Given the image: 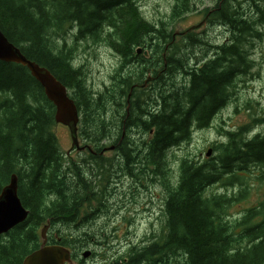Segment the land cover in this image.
I'll use <instances>...</instances> for the list:
<instances>
[{"label":"trees","instance_id":"trees-1","mask_svg":"<svg viewBox=\"0 0 264 264\" xmlns=\"http://www.w3.org/2000/svg\"><path fill=\"white\" fill-rule=\"evenodd\" d=\"M251 1L257 17L242 6L233 8L230 0L206 14L214 27L230 30L229 38L214 44L188 29L173 36L145 18L138 0H0L2 31L67 86L79 109V137L90 147L72 162L55 131L56 107L41 84L26 66L0 60V192L16 173L18 194L29 210L25 221L0 235V264H23L40 247L41 228L48 221L49 241L77 256L94 234L71 229L98 217L100 179L111 180L126 167L132 177L140 176L137 180L142 175L160 180L166 191V232L131 246L108 264H264V192L239 218L229 217L232 205L249 198L246 174L264 166V113L237 129H224L225 139L212 144L216 155L202 162L180 157L177 175L168 155L190 141L195 128L212 126L231 102L240 76L255 65L253 40L263 38L264 9ZM189 3L183 1L178 9ZM69 32L74 43L67 40ZM81 40L109 42L123 57V69L136 66L131 72L136 79L122 78L95 96L84 70L73 64ZM139 46L153 51L146 57L137 53ZM145 73L152 76L147 86ZM255 123L262 130L252 135ZM104 139L114 141L120 161L106 156ZM87 165L89 176L83 172ZM256 178L264 182V168ZM217 183L242 187L231 194L208 192Z\"/></svg>","mask_w":264,"mask_h":264},{"label":"rangeland","instance_id":"rangeland-1","mask_svg":"<svg viewBox=\"0 0 264 264\" xmlns=\"http://www.w3.org/2000/svg\"><path fill=\"white\" fill-rule=\"evenodd\" d=\"M183 1L185 0H138V4L148 21L156 23L159 27L163 26L167 28L168 32L172 33L173 36L176 32H182L183 30L195 27L191 30L201 34L210 43L216 44L225 41V37H228L229 31L226 32L223 26L215 25L214 27L212 22H208L205 26L200 25L207 13L212 12L214 9L218 8L217 10H220L222 8L221 4L224 0H190L189 7L181 11L178 9V5ZM238 1L230 0V5L233 8L234 6L238 8L242 6L246 12L249 11L254 17L260 15V12L257 11L251 0H241V5ZM256 1L264 9V0ZM176 9L181 12H177ZM197 25L200 26L197 27ZM262 31L264 32L263 25ZM68 34V42L74 43L75 38L73 33L69 32ZM253 41L255 45L253 57L256 63L247 75L240 76L231 102L215 116L211 127L206 129L195 128L190 141L183 143L181 146H176L168 152L173 174H178L180 157L188 155L202 162L216 155L218 152L213 149L212 144L225 139L223 134L224 129H237L239 125L249 121L253 122L254 118L263 115L264 35L263 38L259 39V37H256ZM58 44H62L61 40H58ZM75 45L76 50L73 64L84 70L86 74L85 82L95 96L103 92L106 87L110 88L113 84L119 83L122 78L131 77L132 80L136 79L131 73L136 66L130 65L127 69H123L122 66L125 63L123 57L113 50L109 42L81 40ZM147 48L151 52L153 51L152 46H148ZM196 49V53L202 55L203 50L199 47ZM210 54H213V51H210ZM163 55L165 57L170 55V53H164ZM139 66L141 69L149 68L146 64ZM147 75L145 73V78ZM182 81L183 77H178V82ZM178 82L175 81L173 83ZM252 129L251 134L253 135L261 131L262 126L255 123ZM55 131L62 150L64 152L71 150L72 138L69 127L62 123H57ZM134 133L139 137L141 136L139 131H134ZM79 138L81 143L85 142L81 137ZM103 143L110 146L114 144V141L112 139H104ZM209 149H211L210 156L207 155ZM86 152V150L80 151L75 149L68 154L70 156L69 159H73L72 162L79 160V158L85 156ZM116 152L115 150L108 149L105 154L109 159L117 162L123 156H120V153ZM108 165H113V162ZM88 168H90V165L83 168L86 176L91 174ZM260 168L263 169L264 166L255 165L246 174L250 186L249 198L246 202L240 201L231 206L229 209L231 220L239 218L243 214L244 208L251 206V203H256V199L264 192V182L260 183L256 178V173ZM126 170L127 172L118 169L116 176L111 180L106 178L100 179L103 187L101 188L102 193L98 194V198L103 203L101 206L102 212H100L97 218L92 219L89 224L71 229L74 234L83 231L94 234L87 241L86 246L78 249L73 264H108L127 252L131 246L157 239L163 232H166L164 227L165 215L163 214L166 191L161 185L160 180H154L151 175L149 178L142 175V178L137 180L135 177L138 178L140 176L132 177L127 167ZM241 187L238 183L227 186L217 183L212 185L208 192H227L231 194L238 192ZM102 194L103 197H101ZM104 197L106 199L105 202L102 200ZM58 228L63 229L64 227L60 225ZM153 234L155 235L152 236ZM87 250L93 253L88 257H84L83 253Z\"/></svg>","mask_w":264,"mask_h":264},{"label":"water","instance_id":"water-1","mask_svg":"<svg viewBox=\"0 0 264 264\" xmlns=\"http://www.w3.org/2000/svg\"><path fill=\"white\" fill-rule=\"evenodd\" d=\"M200 25H197V27ZM142 50L143 48L139 46L137 48V53H140ZM145 55H149L148 50H145ZM0 60L22 64L29 69L32 76L35 77L44 88V92L48 99L55 105L56 122L69 127L72 138V148H83V146L80 145L78 136V123L80 120L79 109L74 99L71 98L67 86L48 68L29 59L17 45L8 39L2 31L1 26ZM151 78L149 74L145 84H147ZM113 147L114 146H111L109 148ZM207 155H211V149L208 150ZM18 188V175L13 173L9 183H7L0 192V235L9 232L12 228L25 221L29 215V210L23 205L18 194ZM49 226L50 222L48 221L42 229L43 241L40 247L26 255L23 264H66V262L72 261V253L68 247L59 243L48 242L47 231ZM89 254V250L83 253L84 257H87Z\"/></svg>","mask_w":264,"mask_h":264},{"label":"flooded vegetation","instance_id":"flooded-vegetation-1","mask_svg":"<svg viewBox=\"0 0 264 264\" xmlns=\"http://www.w3.org/2000/svg\"><path fill=\"white\" fill-rule=\"evenodd\" d=\"M208 23V20H207V18L206 17H204V24L206 25ZM203 24V25H204ZM224 30L226 31V32H228V31H230L229 30V27L228 26H226V25H224ZM180 33H182V32H176L175 34H180ZM152 79V78H151ZM149 83V82H148ZM147 83V84H148ZM147 84L145 85V86H147ZM87 149H89V148H83L82 150H87ZM93 253V252H92ZM92 253H91V255H92ZM74 262V261H73Z\"/></svg>","mask_w":264,"mask_h":264}]
</instances>
